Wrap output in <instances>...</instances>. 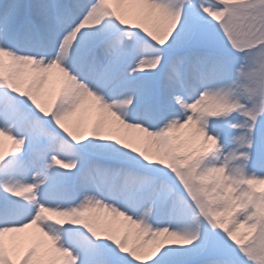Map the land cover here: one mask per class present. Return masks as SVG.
<instances>
[{
    "label": "snow or ice",
    "instance_id": "snow-or-ice-1",
    "mask_svg": "<svg viewBox=\"0 0 264 264\" xmlns=\"http://www.w3.org/2000/svg\"><path fill=\"white\" fill-rule=\"evenodd\" d=\"M0 264H264V0H0Z\"/></svg>",
    "mask_w": 264,
    "mask_h": 264
},
{
    "label": "rangeland",
    "instance_id": "rangeland-1",
    "mask_svg": "<svg viewBox=\"0 0 264 264\" xmlns=\"http://www.w3.org/2000/svg\"><path fill=\"white\" fill-rule=\"evenodd\" d=\"M59 87L60 84L54 74L53 77L50 79L49 84L47 85V91L54 94L59 90ZM100 119H104L106 130L126 140L136 141L138 138L144 135L138 130L124 128L123 126L119 125V123L116 122L114 118L110 115H102L100 109L96 105L85 106L72 117V121L79 122L81 127L85 130H90L94 126L96 121ZM185 133H187V130H185ZM10 144L11 142L7 138H5V147H9ZM139 146L143 147L144 145L140 144ZM20 243L26 246L28 243H30V241L21 239Z\"/></svg>",
    "mask_w": 264,
    "mask_h": 264
}]
</instances>
